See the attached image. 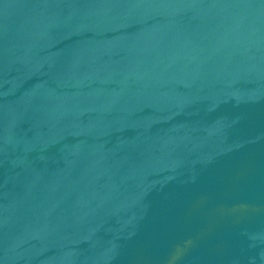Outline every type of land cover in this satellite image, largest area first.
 I'll return each instance as SVG.
<instances>
[{
  "label": "water",
  "instance_id": "water-1",
  "mask_svg": "<svg viewBox=\"0 0 264 264\" xmlns=\"http://www.w3.org/2000/svg\"><path fill=\"white\" fill-rule=\"evenodd\" d=\"M0 264H264V0H0Z\"/></svg>",
  "mask_w": 264,
  "mask_h": 264
}]
</instances>
